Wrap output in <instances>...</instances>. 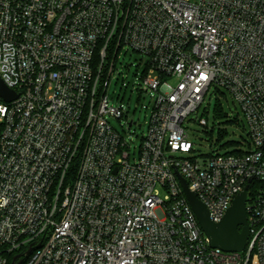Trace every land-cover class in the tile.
Returning a JSON list of instances; mask_svg holds the SVG:
<instances>
[{"label":"built area","instance_id":"obj_1","mask_svg":"<svg viewBox=\"0 0 264 264\" xmlns=\"http://www.w3.org/2000/svg\"><path fill=\"white\" fill-rule=\"evenodd\" d=\"M123 48L152 105L133 149L109 123ZM0 80V264H264V0H0ZM210 90L248 140L177 157ZM176 172L214 224L247 187L242 252L210 246Z\"/></svg>","mask_w":264,"mask_h":264},{"label":"rangeland","instance_id":"obj_2","mask_svg":"<svg viewBox=\"0 0 264 264\" xmlns=\"http://www.w3.org/2000/svg\"><path fill=\"white\" fill-rule=\"evenodd\" d=\"M141 57L125 48L121 49L115 61V75L110 80L107 94L113 105L118 106L120 98L126 118L122 121L110 119L109 123L124 138L131 143V149L140 144V138L147 132V124L152 112L148 95H138L136 88L140 84L139 75L143 70L140 64ZM126 85V87H124ZM222 105L223 112L228 115V119L238 118L239 124H228V119H219L215 116V108ZM204 119L206 127L198 125L197 121ZM133 121L141 128L133 126L127 132V123ZM127 121V122H126ZM184 128L187 134V141L192 146V152L177 154V157H198L203 158L211 154H224L236 150L234 145H227L230 142L247 141L248 126L240 108L232 102L230 97L222 94L219 98L213 91H209L198 111L191 114ZM219 132H224L223 139L218 140Z\"/></svg>","mask_w":264,"mask_h":264},{"label":"water","instance_id":"obj_3","mask_svg":"<svg viewBox=\"0 0 264 264\" xmlns=\"http://www.w3.org/2000/svg\"><path fill=\"white\" fill-rule=\"evenodd\" d=\"M0 96L6 102L15 98L14 93L5 87L1 80ZM177 178L202 232L209 240L210 246L212 248H218L223 252H242L246 246L249 235V227L245 211L247 187L235 197L222 221L214 224L210 221L204 205L188 190L185 180L178 174Z\"/></svg>","mask_w":264,"mask_h":264},{"label":"trees","instance_id":"obj_4","mask_svg":"<svg viewBox=\"0 0 264 264\" xmlns=\"http://www.w3.org/2000/svg\"><path fill=\"white\" fill-rule=\"evenodd\" d=\"M215 116L219 119H228V115L226 113L223 112V108H222V105L218 104V106H216L215 108ZM228 124H239V120L238 118L234 117L233 119H228L226 121ZM225 133L224 132H219V135H218V140L220 141L221 139H223ZM238 143L237 142H230L228 143L227 145H234L236 146Z\"/></svg>","mask_w":264,"mask_h":264}]
</instances>
